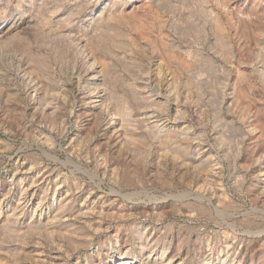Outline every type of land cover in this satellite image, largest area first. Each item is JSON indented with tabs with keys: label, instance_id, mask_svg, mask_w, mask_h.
Returning a JSON list of instances; mask_svg holds the SVG:
<instances>
[{
	"label": "rangeland",
	"instance_id": "obj_1",
	"mask_svg": "<svg viewBox=\"0 0 264 264\" xmlns=\"http://www.w3.org/2000/svg\"><path fill=\"white\" fill-rule=\"evenodd\" d=\"M264 264V0H0V264Z\"/></svg>",
	"mask_w": 264,
	"mask_h": 264
},
{
	"label": "bare ground",
	"instance_id": "obj_2",
	"mask_svg": "<svg viewBox=\"0 0 264 264\" xmlns=\"http://www.w3.org/2000/svg\"><path fill=\"white\" fill-rule=\"evenodd\" d=\"M124 264H128V262H125Z\"/></svg>",
	"mask_w": 264,
	"mask_h": 264
}]
</instances>
